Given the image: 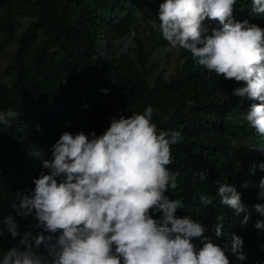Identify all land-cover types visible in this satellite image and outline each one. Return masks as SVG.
Here are the masks:
<instances>
[{
  "label": "trees",
  "instance_id": "trees-1",
  "mask_svg": "<svg viewBox=\"0 0 264 264\" xmlns=\"http://www.w3.org/2000/svg\"><path fill=\"white\" fill-rule=\"evenodd\" d=\"M161 2L0 0V58L11 45L17 47L13 70L0 67V110L18 113L11 127L0 125V218L15 215L11 208L15 194L34 189L33 179L48 171L42 167L41 156L50 158L52 146L65 131L100 135L112 117L142 113L150 105L158 128L177 130L184 136L172 149L175 162L171 168L181 173L179 187L168 193L185 206L177 215H191L210 232L216 217L223 215V235L216 242H230L233 233L239 235L245 241L247 264H264V233L254 227L264 217L252 208L264 203L257 196V185L264 178L258 167L264 163V151L246 147L254 144L264 149V136H257L246 121H232L237 113L245 116L252 102L233 96L234 81L199 66L184 49H179L173 74L166 76L159 69L152 57L168 42L153 27L147 46L137 26L149 10L157 12L154 18L159 23ZM250 9L251 0H237L234 19L264 28V17ZM21 16L30 18L26 30ZM206 27V34H211L220 25L209 20ZM132 31L136 32L134 46L123 54L114 41ZM252 163L257 165L255 175L249 172ZM202 171L207 173L203 181L198 176ZM218 179L234 183L252 210L246 226L241 225L243 214L237 217L219 203ZM246 182L249 186L242 187ZM198 193L209 195L213 205H202ZM16 220L21 232L36 223L32 217L16 216ZM18 242L19 238L5 235L0 240V256ZM230 259L235 262V257Z\"/></svg>",
  "mask_w": 264,
  "mask_h": 264
},
{
  "label": "clouds",
  "instance_id": "clouds-1",
  "mask_svg": "<svg viewBox=\"0 0 264 264\" xmlns=\"http://www.w3.org/2000/svg\"><path fill=\"white\" fill-rule=\"evenodd\" d=\"M236 4L237 0H163L159 23L153 26L172 49L190 52L199 66L241 84L232 95L252 102L244 120L257 136H264V28L236 21ZM250 11L264 17V0H251ZM209 20L220 27L206 34ZM135 36L132 31L114 44L128 54ZM17 117L12 109L0 110V125L11 127ZM153 117L149 105L142 113L112 117L100 135L65 131L52 146L50 158L41 156L48 171L33 179L34 189L15 194V215L0 218V240L5 235L19 238L0 256V264H247L241 236L233 233L230 242H216L223 235V215L216 217L211 232L191 215H177L185 206L168 193L179 187L181 173L171 168L172 149L184 136L158 128ZM246 147L264 151L254 144ZM258 167L264 171V163ZM256 169L252 163L249 172L255 175ZM198 176L207 179L206 172ZM215 184L219 203L237 217L243 214L241 225L246 226L252 210L236 185L219 179ZM257 188L258 198L264 200V178ZM198 196L202 205H213L209 195ZM252 208L264 217V203ZM16 216L32 217L36 223L21 232ZM32 227L38 230L35 234ZM254 227L264 233V218Z\"/></svg>",
  "mask_w": 264,
  "mask_h": 264
},
{
  "label": "rangeland",
  "instance_id": "rangeland-1",
  "mask_svg": "<svg viewBox=\"0 0 264 264\" xmlns=\"http://www.w3.org/2000/svg\"><path fill=\"white\" fill-rule=\"evenodd\" d=\"M157 14L156 11L149 10L147 12L146 17L144 20L140 21V24L137 26L139 37L145 42L147 46H150V29L153 28L154 24H158L155 21V15ZM20 20L23 24V30H26L29 26L30 18L27 16H21ZM156 29V28H155ZM134 45V44H133ZM17 47L16 44L11 45L8 47L2 54L0 58V67L2 71H10L13 70L15 66V55H16ZM178 56H179V49H172L170 46L161 47L155 51L153 54V59L157 60L159 63V69H163L166 76L174 73V68L178 64ZM7 81H10L9 78H6ZM236 83V82H235ZM237 87L242 86L241 84H237ZM232 121L234 123H242L244 120V116L237 113L233 115ZM237 148V146H234ZM239 159V158H238ZM247 162H250V158L246 159Z\"/></svg>",
  "mask_w": 264,
  "mask_h": 264
}]
</instances>
